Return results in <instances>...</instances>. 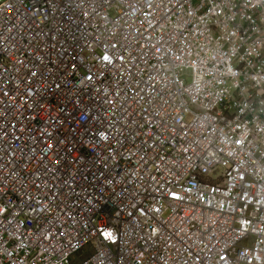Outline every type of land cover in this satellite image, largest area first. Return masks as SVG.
<instances>
[{"label": "built area", "instance_id": "2783aa9c", "mask_svg": "<svg viewBox=\"0 0 264 264\" xmlns=\"http://www.w3.org/2000/svg\"><path fill=\"white\" fill-rule=\"evenodd\" d=\"M0 264H264V0H0Z\"/></svg>", "mask_w": 264, "mask_h": 264}, {"label": "rangeland", "instance_id": "374dc122", "mask_svg": "<svg viewBox=\"0 0 264 264\" xmlns=\"http://www.w3.org/2000/svg\"><path fill=\"white\" fill-rule=\"evenodd\" d=\"M84 255H87V253L84 254ZM81 260H82V257L75 258V261H76V262H79V261H81Z\"/></svg>", "mask_w": 264, "mask_h": 264}]
</instances>
